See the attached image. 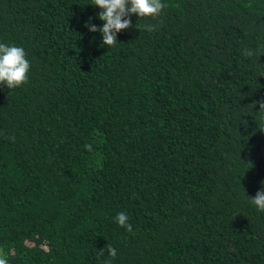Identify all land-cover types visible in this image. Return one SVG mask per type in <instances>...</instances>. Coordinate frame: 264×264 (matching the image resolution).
<instances>
[{
  "label": "trees",
  "instance_id": "16d2710c",
  "mask_svg": "<svg viewBox=\"0 0 264 264\" xmlns=\"http://www.w3.org/2000/svg\"><path fill=\"white\" fill-rule=\"evenodd\" d=\"M162 3L109 47L93 0H0L30 62L0 84L8 264H264V0Z\"/></svg>",
  "mask_w": 264,
  "mask_h": 264
},
{
  "label": "clouds",
  "instance_id": "9594fccd",
  "mask_svg": "<svg viewBox=\"0 0 264 264\" xmlns=\"http://www.w3.org/2000/svg\"><path fill=\"white\" fill-rule=\"evenodd\" d=\"M94 6H98L101 11L98 18L103 21L102 27H97L91 23V18L85 23L89 31L102 33L103 44L115 47L117 43V33L121 30L132 27L131 15L136 14L140 19L145 17H157L163 9L168 7L162 0H93ZM147 31H154V25H144ZM264 52H260V55ZM254 50L244 49L242 55L252 57ZM30 62L26 59L25 50L22 47L0 43V84L6 85L9 90L21 87L28 81ZM260 106L259 112H264V102L256 101ZM15 141L14 136L8 137ZM85 149L89 152L93 150L92 144H85ZM264 183V182H262ZM250 203L255 205L258 211L264 212V188L257 191L255 197H249ZM116 222L128 232H132V226L128 222L126 213L120 212L115 217ZM105 250L110 257L115 258L117 251L112 245L107 244L104 249L99 250V255L104 256ZM6 254L0 250V264H8ZM105 264H111L105 261Z\"/></svg>",
  "mask_w": 264,
  "mask_h": 264
}]
</instances>
